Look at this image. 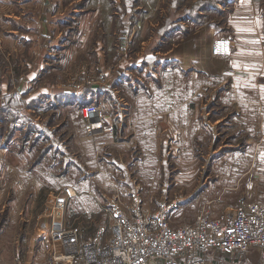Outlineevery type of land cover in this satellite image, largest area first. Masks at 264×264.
Returning a JSON list of instances; mask_svg holds the SVG:
<instances>
[{
    "label": "rangeland",
    "instance_id": "1",
    "mask_svg": "<svg viewBox=\"0 0 264 264\" xmlns=\"http://www.w3.org/2000/svg\"><path fill=\"white\" fill-rule=\"evenodd\" d=\"M236 1L0 0V264L29 262L31 251L41 256L34 264L45 263L50 211L66 185L76 195L65 220L85 238L109 228L103 203L116 192L139 190L152 212L167 195L178 204L174 227L264 199V163L251 164L264 151L247 148L229 110L215 108L223 117L206 136L193 130L190 143L173 146L159 126L171 94L165 68L182 54L193 76L225 85L241 72L229 22ZM93 102L112 132L88 134L80 107ZM207 257L264 264V248Z\"/></svg>",
    "mask_w": 264,
    "mask_h": 264
},
{
    "label": "built area",
    "instance_id": "2",
    "mask_svg": "<svg viewBox=\"0 0 264 264\" xmlns=\"http://www.w3.org/2000/svg\"><path fill=\"white\" fill-rule=\"evenodd\" d=\"M80 110L90 136L113 131L101 104L93 102ZM75 195V188L66 185L54 200L43 241L48 247L44 264H211L207 256L213 251L234 255L253 246L264 248V199L248 201L224 219L204 210L193 221L174 227L169 215L178 204L167 195L152 212L139 190L128 197L116 192L103 203L111 218L109 228L100 226L85 238L65 220Z\"/></svg>",
    "mask_w": 264,
    "mask_h": 264
},
{
    "label": "crops",
    "instance_id": "3",
    "mask_svg": "<svg viewBox=\"0 0 264 264\" xmlns=\"http://www.w3.org/2000/svg\"><path fill=\"white\" fill-rule=\"evenodd\" d=\"M235 3L229 12V22L235 27L236 34L233 38L236 46L234 54L245 56L243 63H234L236 67H242L235 78L223 79L226 82L223 85L220 82L222 79L217 80L214 74L197 70L196 76H193L182 69L186 64L185 54H182V60L165 68L164 86L171 94L164 101V120L159 126L163 128V134L170 135L173 146L190 143L189 136L195 129L199 136H206L210 126L223 117L214 109L223 107V112L229 110L232 126L244 128L249 137L247 148L255 146L259 152L264 151V0H240ZM211 102L213 111L207 110ZM256 163L261 166L264 160L258 158L251 161L252 165ZM34 252L26 256L28 261L37 263L40 252Z\"/></svg>",
    "mask_w": 264,
    "mask_h": 264
},
{
    "label": "trees",
    "instance_id": "4",
    "mask_svg": "<svg viewBox=\"0 0 264 264\" xmlns=\"http://www.w3.org/2000/svg\"><path fill=\"white\" fill-rule=\"evenodd\" d=\"M214 3H215V1H214ZM207 4H208V2L206 3V5H207ZM204 5H205V4H204ZM90 232H92V233H93V232H94V230H90Z\"/></svg>",
    "mask_w": 264,
    "mask_h": 264
}]
</instances>
